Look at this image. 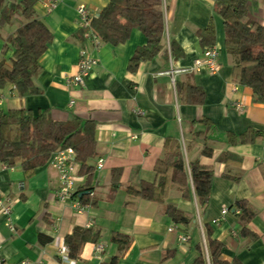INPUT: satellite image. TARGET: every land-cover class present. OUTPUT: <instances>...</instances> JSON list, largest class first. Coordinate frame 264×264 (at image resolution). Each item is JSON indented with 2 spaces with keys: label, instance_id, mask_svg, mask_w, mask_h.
<instances>
[{
  "label": "crops",
  "instance_id": "0c3cea01",
  "mask_svg": "<svg viewBox=\"0 0 264 264\" xmlns=\"http://www.w3.org/2000/svg\"><path fill=\"white\" fill-rule=\"evenodd\" d=\"M164 1L163 48L132 71V54L147 43L140 30L133 29L123 43L103 41L97 46L80 31L79 4L85 3L99 14L108 0H63L52 12L35 0V18L53 33L49 48L39 58L43 67L39 82L44 92L20 97L12 85L5 86L0 88V109L47 108L55 120L78 116L92 121L96 155L87 161L94 167L89 184L92 193L85 190L87 175L80 173L75 158L71 161L77 176L75 189H83L89 199L80 212L72 202L59 200L60 174L50 163L29 172L19 163L0 165V194L14 201V230L0 217V245L7 264L24 260L101 264L115 256L119 257L117 264H193L201 253L198 245L212 264L207 249L208 224L224 243L223 256L230 264H264V141L238 145L228 141L229 131L264 128V103L256 102L254 90L234 77L237 55L226 50L225 25L216 0ZM247 11L246 20L264 24V0H248ZM20 25V20L0 25V57L4 39ZM209 26L214 27L222 68L215 74L194 72L195 59L211 45L201 36ZM82 49L93 54L98 63L86 76L84 86H76L70 84V78L77 73ZM12 54L8 50L5 55ZM194 87L204 92L197 102ZM236 101L242 102L243 108H238ZM167 139L180 142L188 162L197 160L214 170L211 200L205 211L199 208L193 186L188 198L180 188L171 186L165 202L128 192L129 186L156 179L155 165L165 153ZM204 147L213 149L212 156L202 152ZM225 151L241 159L220 161ZM100 158L104 159L102 168L97 165ZM242 199L256 212L247 224L259 236L255 241L251 235L241 234L243 221L231 208ZM167 204L193 213L188 231L172 221ZM224 208L228 212L223 213ZM74 227L92 228L99 238L84 244L80 257L64 260L58 249ZM117 233L131 240L124 250L112 239ZM180 235L188 240L182 241Z\"/></svg>",
  "mask_w": 264,
  "mask_h": 264
},
{
  "label": "trees",
  "instance_id": "16d2710c",
  "mask_svg": "<svg viewBox=\"0 0 264 264\" xmlns=\"http://www.w3.org/2000/svg\"><path fill=\"white\" fill-rule=\"evenodd\" d=\"M34 3L35 0H0V25L13 23L15 20L21 22L4 39L3 54L0 57V88L12 85V89L20 97L44 92L39 82L43 71L39 58L47 51L53 39V33L47 25L35 18ZM164 3V0H108L99 16L94 19L92 30L101 42L114 45L129 40L133 29L140 30L146 36L147 43L132 54L129 68L135 71L140 62L153 59L163 48L166 34ZM247 3L248 0H216V8L224 20L226 50L237 55L234 77L254 90L256 102L264 103V24L246 20ZM83 30H80L82 35ZM201 36L205 44L214 45V27L209 26ZM8 50L13 51L10 57L5 55ZM194 89L197 102L204 96V92L197 87ZM94 134L95 124L78 116L62 121L53 119L47 108L34 110L21 107L7 111L0 109V165L12 167L19 163L26 172L33 171L50 162L52 155L59 149L71 147L75 150L76 161L81 165L80 173L87 175L88 187L85 190L90 194L92 188L89 184L93 178L94 167L87 161L96 155ZM259 140L264 141V128L250 126L242 132H228V141L233 145L251 144ZM164 145L165 153L155 165L156 179L148 182L142 180L138 187L129 186L128 192L143 199L165 202L171 186L180 188L186 198L191 195L193 186L199 208L205 211L211 200L214 170L203 166L197 160L188 162L178 140L167 139ZM202 152L212 156L213 149L204 147ZM230 158L241 159L233 152L225 151L219 160L226 161ZM170 170L173 171L171 176ZM117 174L114 176L117 177ZM82 191L83 189L77 190L73 197L81 204H87L88 194L82 195ZM231 208H234L240 221H243L241 234L251 235L255 241L259 236L247 224L256 212L244 199L235 202ZM166 211L175 224L188 231L192 212H185L171 204H167ZM206 236L210 262L230 264L223 256L224 243L214 236V228L209 224L206 227ZM98 238L99 233L92 228L74 227L73 232L65 239L70 257H80L83 245L88 241L97 242ZM112 239L119 243L122 250L131 241L128 236L119 233ZM198 249L201 253L193 264H208L204 249L199 245ZM118 259L115 256L111 262L101 264H117Z\"/></svg>",
  "mask_w": 264,
  "mask_h": 264
},
{
  "label": "built area",
  "instance_id": "2783aa9c",
  "mask_svg": "<svg viewBox=\"0 0 264 264\" xmlns=\"http://www.w3.org/2000/svg\"><path fill=\"white\" fill-rule=\"evenodd\" d=\"M63 0H41L42 6L46 9L47 12H52L57 5L62 2ZM78 12V20L79 25L82 29H84V37L89 39L92 44L97 46L101 43L99 36L92 30V23L97 16H99L98 13L94 12L90 9L88 5L85 3H81L78 6L77 9ZM203 55L199 56L195 59L194 64L192 65V69L194 72H201L206 71L208 73L215 74L219 72L222 68V64H220V48L217 45H208L203 51ZM98 63V59L93 56V54L89 53L86 49H82L79 61H78V69L77 73L74 74L70 78V84L76 85V86H84V82L86 79V76L92 71L91 69L94 68V66ZM237 84L234 85L233 90L236 91ZM1 104V101H0ZM243 103L240 101H236V106L238 108H243ZM137 135L134 134L133 138H136ZM75 150L71 147L59 149L56 151L51 159L50 163L53 167H55L60 176V182H61V188H59V191L57 192L58 198L61 201H67L72 202L73 206L77 211H82L87 205H82L79 200L74 198L73 195L77 191L75 189L76 182H77V176L75 175V172L72 169V162L75 158ZM104 159L100 158L97 163L99 168L103 167ZM13 206L14 201L9 196L1 195L0 194V217L5 218V224L9 226L12 230H14V224H13ZM229 209L224 208L223 213L228 212ZM215 221H218V219H215ZM214 221V222H215ZM172 230V229H171ZM180 238L182 241H187L188 236L186 235H180ZM103 247L100 245L99 249H102ZM208 254V251H207ZM58 255H60L64 260H69V247L66 243H63L59 246L58 249ZM3 251L2 247L0 245V264H7L5 257H3ZM22 264H40L39 262L32 263L29 260H24Z\"/></svg>",
  "mask_w": 264,
  "mask_h": 264
},
{
  "label": "water",
  "instance_id": "95a60500",
  "mask_svg": "<svg viewBox=\"0 0 264 264\" xmlns=\"http://www.w3.org/2000/svg\"><path fill=\"white\" fill-rule=\"evenodd\" d=\"M83 195V193H81Z\"/></svg>",
  "mask_w": 264,
  "mask_h": 264
}]
</instances>
